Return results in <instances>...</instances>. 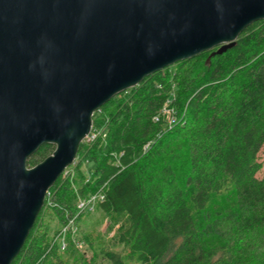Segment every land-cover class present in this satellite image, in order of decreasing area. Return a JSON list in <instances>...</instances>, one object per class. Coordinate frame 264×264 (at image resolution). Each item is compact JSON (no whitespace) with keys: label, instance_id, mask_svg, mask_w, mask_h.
I'll use <instances>...</instances> for the list:
<instances>
[{"label":"trees","instance_id":"1","mask_svg":"<svg viewBox=\"0 0 264 264\" xmlns=\"http://www.w3.org/2000/svg\"><path fill=\"white\" fill-rule=\"evenodd\" d=\"M211 51L94 112L95 137L66 168L74 175L48 190L11 264H264V20L223 54ZM53 150L42 145L27 166ZM96 194L92 211L77 208ZM95 212L104 232H82L78 223ZM70 221L81 238L62 232Z\"/></svg>","mask_w":264,"mask_h":264},{"label":"water","instance_id":"2","mask_svg":"<svg viewBox=\"0 0 264 264\" xmlns=\"http://www.w3.org/2000/svg\"><path fill=\"white\" fill-rule=\"evenodd\" d=\"M259 20L264 0H0V264L20 252L94 112L177 62L223 54ZM44 144L53 152L28 167Z\"/></svg>","mask_w":264,"mask_h":264},{"label":"rangeland","instance_id":"3","mask_svg":"<svg viewBox=\"0 0 264 264\" xmlns=\"http://www.w3.org/2000/svg\"><path fill=\"white\" fill-rule=\"evenodd\" d=\"M172 66V65H171ZM87 141L89 139H86ZM257 160L258 162L262 165V168L261 170L256 174V177L257 178H261L264 174V144L262 145L261 149L259 150L258 154H257ZM74 165V163L69 166V167H72ZM68 167V168H69ZM82 169H85L84 166H81ZM88 169H89V165L87 166ZM67 173L66 174H62L61 177H67L68 175H74V170L71 168V169H67L66 170ZM77 224V223H76ZM108 224V221L101 217L99 215V213L95 212V213H92L90 215H87L85 216L79 223H78V226L80 228V230L83 231H91L93 233H101V232H104L106 226ZM75 226V225H73ZM79 228H78V231H74L73 233V237H75L77 235V233H79ZM78 238H81L80 237V233H79V236ZM75 241H77L76 239H74ZM73 242V241H72ZM77 242H82V241H77ZM78 246V250L81 251V252H85L86 251V246L84 244H81V247Z\"/></svg>","mask_w":264,"mask_h":264},{"label":"built area","instance_id":"4","mask_svg":"<svg viewBox=\"0 0 264 264\" xmlns=\"http://www.w3.org/2000/svg\"><path fill=\"white\" fill-rule=\"evenodd\" d=\"M164 113H167L168 114V110L164 109L163 110ZM95 137V135H91V131L89 133V135L85 138V139H89L88 141L92 140L93 138ZM66 170V169H65ZM64 170V174L67 173V171ZM62 173V174H63ZM103 199V196L100 195V194H96V195H91L89 196L86 200H81L78 202L77 204V208L80 210V211H92L93 210V207H94V204L97 200L101 201ZM67 231H70L73 235L74 231H75V228L73 226V223L72 221H70L67 226L62 230V232H67ZM75 241V240H74ZM76 243V246L79 245V247H81V244H83V242H75ZM65 247V242L62 240L61 242V249H64ZM78 248V246H77Z\"/></svg>","mask_w":264,"mask_h":264}]
</instances>
